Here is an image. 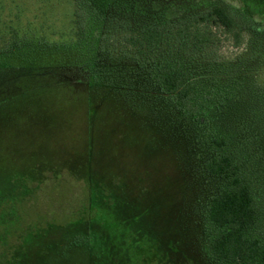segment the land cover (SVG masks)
Returning <instances> with one entry per match:
<instances>
[{
	"label": "rangeland",
	"instance_id": "rangeland-1",
	"mask_svg": "<svg viewBox=\"0 0 264 264\" xmlns=\"http://www.w3.org/2000/svg\"><path fill=\"white\" fill-rule=\"evenodd\" d=\"M147 1L183 15L214 0ZM252 14L239 46L217 32L216 59L229 67L231 83L253 90L245 94L250 103L263 107L264 20ZM73 33V0H0V47L19 39L61 43ZM111 33L102 39L110 60L129 55L120 33ZM64 82L50 73L0 71V264H107L69 246L97 217L90 203L100 204L102 218L113 211L106 223L126 221L129 252L153 255L132 264H196L177 216L179 180L161 143L142 128L145 112L105 89ZM76 220L82 224L73 227ZM114 252L111 263L128 264L129 252L110 248L106 257Z\"/></svg>",
	"mask_w": 264,
	"mask_h": 264
},
{
	"label": "trees",
	"instance_id": "trees-1",
	"mask_svg": "<svg viewBox=\"0 0 264 264\" xmlns=\"http://www.w3.org/2000/svg\"><path fill=\"white\" fill-rule=\"evenodd\" d=\"M251 6L246 12L214 0L170 15L147 0H73L74 33L66 42L19 39L0 47V71L50 73L145 112L142 128L161 143L179 180L177 216L196 264H264V105L255 100L252 107L245 96L251 88L231 83L229 67L216 59L217 32L239 46L252 13L260 14ZM108 33H120L130 54L110 60L102 47ZM89 208L96 219L69 246L113 264L110 248L129 252L128 225L122 218L106 223L113 211L102 218L100 204ZM132 252L128 264L153 258Z\"/></svg>",
	"mask_w": 264,
	"mask_h": 264
},
{
	"label": "flooded vegetation",
	"instance_id": "flooded-vegetation-1",
	"mask_svg": "<svg viewBox=\"0 0 264 264\" xmlns=\"http://www.w3.org/2000/svg\"><path fill=\"white\" fill-rule=\"evenodd\" d=\"M245 3V7L249 5H253L254 7H257L258 11L260 12V16L264 20V0H243Z\"/></svg>",
	"mask_w": 264,
	"mask_h": 264
}]
</instances>
